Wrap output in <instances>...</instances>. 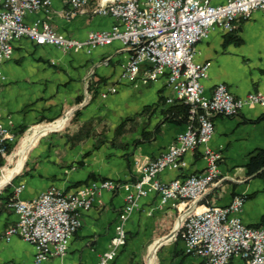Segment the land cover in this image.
I'll list each match as a JSON object with an SVG mask.
<instances>
[{
  "label": "crops",
  "instance_id": "0c3cea01",
  "mask_svg": "<svg viewBox=\"0 0 264 264\" xmlns=\"http://www.w3.org/2000/svg\"><path fill=\"white\" fill-rule=\"evenodd\" d=\"M49 1L47 12L26 16V24L48 22L57 34L77 40L114 25L111 17L97 13L100 0H92L74 15L64 0ZM226 1L213 0V4ZM194 50L196 61L209 66L203 81L206 96L220 84L235 98L264 93V11L238 22L231 33L214 27ZM129 56L119 42L91 53H64L26 39L13 42L12 57L1 69L5 77L0 83L2 123L16 140L38 124L59 121L34 128L52 126L32 140L27 151L38 138L51 132L38 142L22 174L0 193V264H35L32 245L19 237L4 238L5 231L17 222L8 206L15 196L30 201L51 188L72 194L92 183H134L143 168L185 130L184 123L167 114L172 106L168 100H174V94L165 76L143 83L141 77L150 69L144 64L134 81L121 79ZM108 88L115 92L103 97ZM213 122L210 147L221 154L220 179L205 194L197 211L212 205L226 207L233 198L244 196L243 224L264 230V167L258 169L264 160V109L246 107L232 117H215ZM184 161L185 169L163 172L159 180L170 182L204 171L200 149L187 154ZM19 186L23 189L15 195ZM125 196L123 190L96 195L90 210L80 214L81 226L70 241L66 257L42 264H97L110 249ZM181 212L182 207L170 205L159 209L157 195L150 193L138 200L125 231L136 234L148 227L154 231ZM174 238L172 235L165 244ZM159 241L149 246L148 264H157ZM160 260L162 264H201L199 258L184 253L183 243L167 248ZM112 264H123L121 257L117 255ZM229 264L244 262L233 258Z\"/></svg>",
  "mask_w": 264,
  "mask_h": 264
},
{
  "label": "built area",
  "instance_id": "2783aa9c",
  "mask_svg": "<svg viewBox=\"0 0 264 264\" xmlns=\"http://www.w3.org/2000/svg\"><path fill=\"white\" fill-rule=\"evenodd\" d=\"M91 1L64 0L70 15L83 11ZM99 4L97 13L111 17L114 25L77 40L57 34L48 22L26 24V16L47 12L49 0H0V83L5 81L1 69L11 59L15 41L26 39L36 46H52L64 53H91L119 42L130 54L121 79L134 81L147 64L150 69L143 73L141 81L152 83L165 76L174 100L189 107L188 122L167 150L143 168L134 183H92L72 194L51 188L30 201L15 196L8 206L16 214L17 222L5 231L4 238L19 237L32 245L35 264L64 259L81 226V212L90 210L95 196L101 192L123 190L125 203L118 215L115 236L110 249L97 263L112 264L125 242V223L139 199L154 193L159 209L170 205L182 207L185 212L193 204H200L208 190L219 182L221 154L210 147L213 119L235 116L246 107L264 109V93L235 98L220 84L206 96L203 81L208 77L209 66L196 61L194 50L214 27L231 33L238 22L264 11V0H227L224 4H213V0H100ZM114 92V88H108L102 96ZM1 117L0 113V159L5 156L6 145L14 142ZM198 149L205 163L202 173L170 182L159 180L163 172L185 169L184 157ZM22 189L23 186L17 187L15 195ZM245 200L244 196H237L226 207L212 205L202 211L196 208L187 215L180 226L184 253L199 258L201 264H229L233 258L244 264H264V230L243 224Z\"/></svg>",
  "mask_w": 264,
  "mask_h": 264
},
{
  "label": "rangeland",
  "instance_id": "374dc122",
  "mask_svg": "<svg viewBox=\"0 0 264 264\" xmlns=\"http://www.w3.org/2000/svg\"><path fill=\"white\" fill-rule=\"evenodd\" d=\"M69 113V112H67ZM67 115V114H65ZM66 118H62V120L64 121ZM59 120L53 121V122H46V123H41L38 124L30 129H28L26 132H23L22 134H20V136H18V138L16 140H14V142L12 143V146H10V151L7 153H5V156L2 157L0 159V178L2 177V175L4 174L5 171L8 170H13L16 169V171L14 172V174L17 172V170L21 167V165L17 168V166L19 165V161H20V156H16L15 153L18 150L19 146L22 144L23 140L25 139V137L30 134L31 130L37 127H41V126H45V125H49L52 124L54 122H57ZM187 124H185L186 127ZM51 132L46 133L45 135L41 136L40 138H38L33 144L32 146L29 148V150L27 151L26 155L24 154L23 158H25L24 163H23V159H22V163L23 166L21 168V170L17 173V174H13L8 183L3 186L0 189V193H2L5 189L9 188L11 186V184L13 183V181L22 174V172L25 170L26 168V164L28 162V159L30 158V155L32 154V152L35 150V148L37 147L38 142L45 138L47 135H49ZM6 175H8V173H6ZM16 189V188H15ZM15 191V190H14ZM162 210V209H161ZM183 213V212H181ZM181 213L176 214L171 220H169L167 223H164L162 226H159L158 228H156L154 231H152V229L150 227H148L147 229L141 231H138L136 234H131V233H127L126 232V238H125V242L124 244L119 248L118 250V257H121V262L123 264H148L147 262V256H148V251H149V246L157 239H161L165 236H167L168 234H170L175 226V223L179 217V215ZM179 243H183L182 240V236H181V231L179 229L176 237L174 238L173 241L162 245L156 252V263L157 264H162L161 260H160V255L164 254L167 250V248H170L172 246H175L176 244Z\"/></svg>",
  "mask_w": 264,
  "mask_h": 264
},
{
  "label": "bare ground",
  "instance_id": "6f19581e",
  "mask_svg": "<svg viewBox=\"0 0 264 264\" xmlns=\"http://www.w3.org/2000/svg\"><path fill=\"white\" fill-rule=\"evenodd\" d=\"M52 126H48V127H44V128H38V129H34L32 131H30L31 133L28 134L25 139L23 140L22 144L19 146L18 150L16 151L15 155L16 156H20V161H19V165L17 166V168L22 164V159L23 156L26 152V150L28 149L29 145L31 144L32 140L38 136L40 133L46 131V129L51 128ZM16 171V169L13 170H8L5 171L4 174L2 175V177L0 178V189L5 186L10 177L14 174V172ZM6 173H8V175H6ZM158 248V247H157ZM156 248V249H157Z\"/></svg>",
  "mask_w": 264,
  "mask_h": 264
},
{
  "label": "trees",
  "instance_id": "16d2710c",
  "mask_svg": "<svg viewBox=\"0 0 264 264\" xmlns=\"http://www.w3.org/2000/svg\"><path fill=\"white\" fill-rule=\"evenodd\" d=\"M188 111H189V107L187 105L175 101L172 103V106L168 109L167 114L171 115V117L173 119H176L179 123L187 124V122H188ZM177 114H179V116H180L179 120L177 118V116H178ZM10 146H12V144L6 145V152L7 153L10 151ZM261 167H264V160H263V163L258 167V169L259 168L261 169Z\"/></svg>",
  "mask_w": 264,
  "mask_h": 264
},
{
  "label": "water",
  "instance_id": "95a60500",
  "mask_svg": "<svg viewBox=\"0 0 264 264\" xmlns=\"http://www.w3.org/2000/svg\"><path fill=\"white\" fill-rule=\"evenodd\" d=\"M199 205V202L193 204L191 207H189L185 212L181 213L175 223V226L172 230V232L170 234H168L167 236L163 237L160 239L159 241V245L162 246L164 245L172 235H174L176 237L179 229H180V226H181V223L182 221L184 220V218L189 215L190 213H192Z\"/></svg>",
  "mask_w": 264,
  "mask_h": 264
}]
</instances>
